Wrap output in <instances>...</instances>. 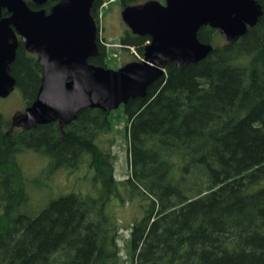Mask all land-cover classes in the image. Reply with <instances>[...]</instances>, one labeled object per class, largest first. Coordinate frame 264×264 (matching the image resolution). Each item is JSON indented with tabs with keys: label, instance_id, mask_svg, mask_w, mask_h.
<instances>
[{
	"label": "trees",
	"instance_id": "trees-1",
	"mask_svg": "<svg viewBox=\"0 0 264 264\" xmlns=\"http://www.w3.org/2000/svg\"><path fill=\"white\" fill-rule=\"evenodd\" d=\"M119 1L123 8L140 0ZM54 2L43 5L46 12ZM103 2L90 9L98 30ZM257 2L262 14L243 36L219 45V30L202 26L198 39L213 46L206 58L182 69L169 62L144 99L120 105L126 182L147 200L131 225L132 264H264V0ZM96 41L98 55L88 61L106 67L108 42ZM148 42L127 28L117 43L142 58ZM42 72L37 56L19 43L11 74L27 106ZM111 114L85 108L65 126L54 121L24 130L0 113V264L121 263L119 225L107 208L112 153L96 141L110 130ZM25 150L48 157L52 171L78 168L88 155L95 186L63 193L35 213L17 159Z\"/></svg>",
	"mask_w": 264,
	"mask_h": 264
},
{
	"label": "water",
	"instance_id": "water-1",
	"mask_svg": "<svg viewBox=\"0 0 264 264\" xmlns=\"http://www.w3.org/2000/svg\"><path fill=\"white\" fill-rule=\"evenodd\" d=\"M30 1L42 7L48 0ZM94 1L56 0L46 12L25 0H0V97L16 86L11 64L19 43L37 55L43 69L35 99L16 122L22 129L54 121L65 126L82 109L110 113L131 98L144 99L169 62L182 69L212 51L210 43L198 39L202 26L218 29L230 42L262 14L257 0H146L127 5L122 21L133 34L148 36L149 43L141 61L113 69L88 61L98 55L97 27L90 13Z\"/></svg>",
	"mask_w": 264,
	"mask_h": 264
},
{
	"label": "rangeland",
	"instance_id": "rangeland-1",
	"mask_svg": "<svg viewBox=\"0 0 264 264\" xmlns=\"http://www.w3.org/2000/svg\"><path fill=\"white\" fill-rule=\"evenodd\" d=\"M162 2V0H159ZM140 0L137 4H142ZM122 6L119 0H104L99 8L100 37L108 42L107 68L116 69L126 62L135 60V49L129 51L120 47L119 38L123 35L126 24L121 19ZM219 45L226 41L220 37ZM134 51V52H133ZM137 53V52H136ZM23 94L18 87L6 97H0V113L9 121L11 127H18L16 123L23 115L26 107ZM111 128L107 132H100L96 141L100 147L110 150L113 160V177L115 186L107 205L108 213L116 218L119 225L118 246L120 249V264H132L129 260V235L132 223L141 219L147 200L137 193H130L126 182L130 174L128 141L126 139V115L123 107L113 111ZM88 155L78 168L48 169L50 160L32 150H25L18 154L17 159L27 179V193L31 210L37 213L48 201L67 192L85 193L93 189V171L88 166ZM50 170V171H49ZM45 173V178L42 177Z\"/></svg>",
	"mask_w": 264,
	"mask_h": 264
},
{
	"label": "flooded vegetation",
	"instance_id": "flooded-vegetation-1",
	"mask_svg": "<svg viewBox=\"0 0 264 264\" xmlns=\"http://www.w3.org/2000/svg\"><path fill=\"white\" fill-rule=\"evenodd\" d=\"M55 2H56V0H55ZM55 2H54V3H55ZM38 8H43V6H42V7H38ZM50 8H51V7H50ZM36 9H37V8H36ZM49 10H50V9H49ZM48 12H49V11H48ZM98 34H99V32L97 33V38H98V36L100 37V34H99V35H98ZM97 38H96V39H97ZM100 39H101V38H100ZM96 42H97V41H96ZM34 55H36V54H34ZM36 56H37V55H36Z\"/></svg>",
	"mask_w": 264,
	"mask_h": 264
}]
</instances>
